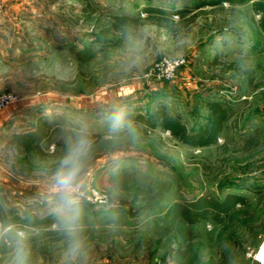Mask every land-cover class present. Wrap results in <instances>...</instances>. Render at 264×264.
<instances>
[{"label": "rangeland", "instance_id": "rangeland-1", "mask_svg": "<svg viewBox=\"0 0 264 264\" xmlns=\"http://www.w3.org/2000/svg\"><path fill=\"white\" fill-rule=\"evenodd\" d=\"M0 1V94L14 97L0 109V201L7 211L48 217L41 225L0 222V264H16V230L27 233V264H69L54 177L81 130L92 141L76 192L86 264H255L251 237L264 234V40L256 0H93L106 13L144 15L156 6L173 20L177 10L195 17L179 28L144 22L120 45L93 44L87 53L94 32L80 19L86 0ZM165 59L178 62L171 77L163 75ZM235 68L253 69L252 80ZM243 98L235 126L230 119L207 146L158 129L139 140L133 122L119 135L108 130L113 111L147 115L160 103L199 128L207 100ZM42 126L46 135L28 159L15 137ZM252 133L256 142L247 146L243 137ZM224 177L261 190H220ZM233 191L247 202L230 221L180 216L187 201Z\"/></svg>", "mask_w": 264, "mask_h": 264}, {"label": "trees", "instance_id": "trees-1", "mask_svg": "<svg viewBox=\"0 0 264 264\" xmlns=\"http://www.w3.org/2000/svg\"><path fill=\"white\" fill-rule=\"evenodd\" d=\"M219 2L215 0L212 2ZM204 2H201V6ZM255 10L260 13L257 21V26L262 40H264V0H256ZM81 21L90 25L94 32V38L89 41L84 48V51L90 52L93 44L97 45H120L123 40L144 22H150L161 25L165 20L169 26L182 27L191 23L195 17L192 13L188 15L186 11L177 10V20L171 18L170 12H167L161 7L146 6L142 9L144 15L139 13H120L109 12L106 13L93 1L86 0L81 7ZM187 14V15H186ZM264 49V44L259 50ZM229 67L233 68V63H229ZM236 72L245 74L249 81L252 80V70L235 68ZM245 99L238 102H226L219 100H207L205 107L208 110V116L199 128H189L187 123L174 112L163 104H158L147 115L141 113H133L132 111H125L127 119L136 125V133H139V140H142L148 130L155 129L167 131L174 139L192 146H207L215 144L217 138L227 129H229L228 121L231 119L232 125L235 126V119L238 110ZM239 106V107H238ZM231 126V125H230ZM46 135V127L42 126L37 131L28 132L26 134L16 135L15 145L23 149L27 158L36 152L37 143L41 141ZM231 137L226 136L225 141L220 146L225 150L229 144ZM244 144L247 146L256 142L255 134H248L243 137ZM218 189L222 188H237L246 189L250 191H258L259 187L256 185L242 182H237L229 177H224L218 183ZM247 197L244 194L237 192H228L222 198H217L212 194L201 195L193 200L187 201L180 210V216L188 223L203 221L209 217L215 222H222L225 219L232 220L237 213V204H245ZM48 217L39 216L31 211H25L18 214L16 210L7 211L0 201V222L14 225V226H28L41 225L46 222ZM251 242L256 238V234H252ZM243 255V252H242ZM237 264H242V260L237 261Z\"/></svg>", "mask_w": 264, "mask_h": 264}, {"label": "clouds", "instance_id": "clouds-1", "mask_svg": "<svg viewBox=\"0 0 264 264\" xmlns=\"http://www.w3.org/2000/svg\"><path fill=\"white\" fill-rule=\"evenodd\" d=\"M108 130L113 135L129 130L131 125L124 110L113 111L108 117ZM92 141L86 130H81L68 144V149L56 173L54 188L59 193L62 205L58 210V228L68 238L67 258L69 264H86V246L82 235L81 212L76 198L84 162ZM27 233L16 230V264H27Z\"/></svg>", "mask_w": 264, "mask_h": 264}, {"label": "built area", "instance_id": "built-area-1", "mask_svg": "<svg viewBox=\"0 0 264 264\" xmlns=\"http://www.w3.org/2000/svg\"><path fill=\"white\" fill-rule=\"evenodd\" d=\"M2 11L3 3L0 1V14ZM161 64L163 67V75L165 77H171L178 62L177 60L165 59ZM13 100L14 97L11 93L0 94V109L9 105ZM249 255H251L252 260L258 262L259 264H264V238H262L255 248L250 250Z\"/></svg>", "mask_w": 264, "mask_h": 264}, {"label": "crops", "instance_id": "crops-1", "mask_svg": "<svg viewBox=\"0 0 264 264\" xmlns=\"http://www.w3.org/2000/svg\"><path fill=\"white\" fill-rule=\"evenodd\" d=\"M262 238H264V234H262V235H260V234L256 235V238H255V240L253 241V244H255V245H254L255 247L259 244V242L262 240ZM255 247H254V248H255ZM248 255H249V254H248ZM249 256H250V255H249ZM255 264H259V263L255 261Z\"/></svg>", "mask_w": 264, "mask_h": 264}]
</instances>
